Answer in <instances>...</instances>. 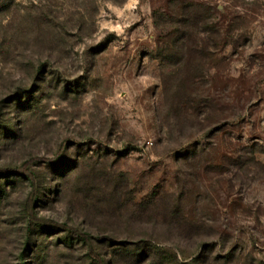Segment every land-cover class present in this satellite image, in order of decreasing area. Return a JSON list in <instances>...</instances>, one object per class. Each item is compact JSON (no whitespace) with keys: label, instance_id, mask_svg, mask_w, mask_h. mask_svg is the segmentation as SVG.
Segmentation results:
<instances>
[{"label":"rangeland","instance_id":"obj_1","mask_svg":"<svg viewBox=\"0 0 264 264\" xmlns=\"http://www.w3.org/2000/svg\"><path fill=\"white\" fill-rule=\"evenodd\" d=\"M32 157L104 264H264V0H0V166ZM30 190L0 174V264H98Z\"/></svg>","mask_w":264,"mask_h":264},{"label":"trees","instance_id":"obj_2","mask_svg":"<svg viewBox=\"0 0 264 264\" xmlns=\"http://www.w3.org/2000/svg\"><path fill=\"white\" fill-rule=\"evenodd\" d=\"M35 159L36 157L29 158L25 160L19 166H14V167L0 166V174H3V175L20 174L31 182V190L24 203V212H25L27 219L36 224L56 226L60 229H66V230L74 232L86 245L89 256L93 258L98 264H104V260L93 247V244L91 241L92 235L90 233L82 231L72 225H68L63 222H58L50 218L40 217L36 214L34 210V204H35V200L37 197L36 176H35V173L29 167L30 163ZM41 159H49V158H41ZM104 237L106 236H96L97 239H102ZM105 239L113 241L116 244H120L121 246L125 245L124 241L115 240L110 237H107Z\"/></svg>","mask_w":264,"mask_h":264}]
</instances>
